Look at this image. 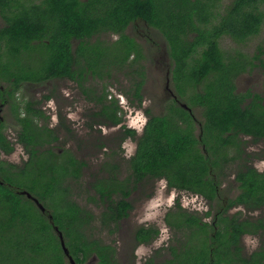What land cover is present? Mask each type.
Returning a JSON list of instances; mask_svg holds the SVG:
<instances>
[{
  "label": "trees",
  "instance_id": "1",
  "mask_svg": "<svg viewBox=\"0 0 264 264\" xmlns=\"http://www.w3.org/2000/svg\"><path fill=\"white\" fill-rule=\"evenodd\" d=\"M211 1L41 0L26 5L20 0H0L4 21L0 28V42L4 45L2 50L0 44V81L19 88L23 82L72 80L77 76L78 80L73 81L98 108L92 113L93 121L116 125L122 120L117 102L107 101L105 85L100 96L92 90L91 98L87 93L91 88L85 86V81L89 74L101 80L110 79L113 69L124 67L128 53L125 62L101 64L102 70L108 67L103 72L97 69L99 64L90 55V40L93 35L108 31L122 35L126 25L135 19L145 20L158 28L171 45L176 61V89L183 92L180 96L189 109L200 108L201 118L194 120L191 112L180 108L169 110V106L163 115H152L145 110L147 121L141 135L137 137L135 130L125 128L124 137L136 140L134 155L127 161L129 176L135 183L164 179L169 189L217 200L212 177L207 176L208 165L216 172L211 158L219 152L213 147L220 149L232 144L228 133L248 135L254 140L264 137V97L237 93L234 84L235 77L245 70L247 56L237 54L238 61L226 56L219 41L227 37L242 44L257 35L264 22L258 4L264 0H231L224 8L220 6L219 12L214 4H209ZM122 39L126 46L132 43L126 36L122 35ZM72 40L77 42L75 50ZM113 53L111 50V60ZM22 58L24 64H20ZM80 58L84 59V66ZM75 62L78 70H72ZM126 70L132 91L126 92L127 97L131 104L137 102L140 107L144 71L133 69L132 65ZM245 98L251 101L243 105ZM23 109L25 116L17 114L20 129L16 144L29 155L28 161L21 167L7 164L10 171L0 162V264H67L48 215L62 233L76 264H88L93 255L97 258L96 264H109L107 257L114 249L91 236L90 224L98 219L110 233L115 230L111 223L117 227L121 201L111 195L119 192L118 166L106 162L107 176L96 175L94 182L88 183L95 192L89 200L102 204L96 218L72 198L71 183L81 178L86 163L76 159L70 150L59 153L53 149L52 143L58 139L57 129L47 127V117L38 106L28 101ZM63 120L60 116L59 125L69 132ZM177 121L184 123L185 128ZM194 121L203 122L201 142L194 134ZM211 137L213 143L209 145L207 139ZM0 141L6 154L14 150L1 136ZM200 144L205 145L206 154L200 150ZM236 181L238 194L229 199V204L264 214V171L246 167L245 171L239 170ZM21 190L29 192L40 203H47L48 207L43 204L45 213L31 200L17 194ZM175 216L171 218L169 214V225L180 233L188 230L189 235L185 240L176 239L169 248V259L158 264H264V250L247 256L241 254L239 247L240 235L257 234L264 227V216L253 221L220 215L215 232H209V225L200 224L196 217L182 213ZM145 233L140 229L136 239L141 243L148 241Z\"/></svg>",
  "mask_w": 264,
  "mask_h": 264
},
{
  "label": "flooded vegetation",
  "instance_id": "2",
  "mask_svg": "<svg viewBox=\"0 0 264 264\" xmlns=\"http://www.w3.org/2000/svg\"><path fill=\"white\" fill-rule=\"evenodd\" d=\"M25 1L28 4H32L28 0H20V3H25ZM221 1L222 0H213L209 2V4L210 5L214 4L213 5L214 9L218 10L219 12V9L224 8L227 5L226 4L223 6ZM230 1L231 0H229V2ZM220 6L221 8H219ZM258 8L264 15V3H259ZM3 26H4V21L2 22V26H0V28H2ZM167 31H169V29ZM261 32H264V22L259 33ZM122 35L126 36L128 39L132 41V43H130L129 46H126L125 41L122 39ZM122 35L120 33L108 31V32L98 33L92 36L90 40L92 46H90L89 52L91 57L98 62L97 63L99 64V66L97 67L98 70H102L101 64H106L109 63L110 61L125 62L127 53L128 56H127V61L124 64V67H122V69L112 70L111 73L112 75L110 79L104 78V80H101L98 77L93 78L90 74L87 75L85 86L91 88V91L87 92L89 93L90 97L92 98V95L94 93H97L96 96H100L102 94V87H103L102 84L97 87L90 85L89 83L90 80L94 79L98 82H103L105 80L114 81L116 74H122L120 73V71L122 70L126 71V67L132 65L133 69L144 71L145 82L141 88V92H140L141 94L145 89L144 86L145 83L148 80H151L153 81V84L159 86L158 90H160V92L166 97L164 101L166 102L168 100L166 103H169L168 105L169 110L172 108H180L182 110H187L182 106L185 103V101L183 100L182 96H180V94H183V92L180 93L176 89V82H175L176 61L173 56V52H172L173 50L169 42L166 41V39L164 38L161 31L158 28L149 25L145 20L135 19L133 22L126 25V27L122 32ZM255 36H252L250 38H253ZM71 42L73 45L72 49L75 50V47L77 46V42L75 40H72ZM0 44H2L1 48L3 50L4 45L2 42H0ZM111 50L114 52L112 56L113 58L112 60L110 59ZM256 53L258 56L252 55L247 57V60L245 62L246 65L245 70L235 77L234 84L237 93L243 95L250 93L251 96L258 95L260 97H264V49L258 48ZM232 57H234L236 61L239 60L236 57V55H233ZM80 60H81V65L84 66V59L80 58ZM240 60L243 61L242 59ZM21 62L22 63L20 64H24L25 60H23L22 58ZM78 67H79L78 64H76L75 62L72 70H78ZM107 68L102 71L106 72ZM257 70H258L257 73L260 75V79H261L259 83L260 89L258 91H254L249 88L245 90H241L237 82L239 76L243 74L250 75L256 73ZM122 76H124V74H122ZM136 79H138V76H136ZM73 80H78L77 76L75 77V79L72 80L68 78H55L45 82L54 81L55 83L56 82L59 83L60 81H64V82L72 83L76 88L79 89V95L83 97L87 103H91L92 108L95 107V110L92 111V113H94L96 110H98V108L94 105L92 101H88L86 99V96L82 93L79 84ZM161 81L164 82L162 86L159 85ZM181 81L184 83L183 79H181ZM45 82L43 83L23 82L19 85V88H13L10 82H6L5 80L0 81V136L4 139V141L9 142L14 147V150L19 146L16 144L17 134H15L14 137H11L10 134L8 132H5L4 129L6 125L9 124L11 127L16 129V133H17V131L20 129V125L17 120V114L20 113V117L25 116V111L23 109L25 102L29 101L35 106H38L43 111L44 115L47 117L48 128L51 129L57 128L58 139L56 142H58V140L60 139L59 133L62 132V130L65 131V128L59 125L60 116L65 119L63 113L62 114L56 113V117H58V121H56L57 122V127H56V125H53V117H51L52 115L49 112L50 107L49 106L45 107V105L42 103V101H47L51 99L52 98L51 95H49L50 96L49 99H45L44 97L47 96L45 95L40 100H36L34 97L29 100L22 96L25 90L28 89L27 87L39 86L44 84ZM130 87L131 86L128 85L126 86V90H123V92L126 94L125 96H127L126 92L132 93ZM182 88L183 87H181V89ZM92 90H93V94H92ZM149 93L151 95H154L158 92L155 88H150ZM34 94H36V92ZM20 97H23V101L20 100ZM112 100H115L117 102L121 110H123L124 107L126 106V100L124 99V96L122 94H118V96H115L113 92H111L110 94L108 93L107 101L110 102ZM142 100H143V94H142ZM250 101L251 98H245L243 105L249 103ZM166 103H164L163 105L164 107L162 108L163 113L159 115H163L164 112L166 111L165 110ZM133 105L137 106V102H135ZM145 110L147 109H144V113ZM187 112L189 113L191 112L193 119L196 120L197 117L193 113V109H190V111L187 110ZM92 113L90 114L92 123H86L85 121H82V117H79L78 120L74 121V124H72V126L71 124L70 126H68L69 129L68 133L71 135L70 142L74 146L72 152L73 156L74 153L78 151L79 144L82 145H87L88 143L91 144V138L93 137L90 138L89 133H93L94 135H96L95 138L97 140L100 141L105 140V143L101 141L102 144H104V147L101 150L103 151L102 154H106V157L105 159H102L99 165L96 166V171L92 173L91 182H94V176L96 175L104 174L105 176H107L106 171L104 170V164L106 162L118 166L117 174L119 181L118 183L119 192L117 194H112L111 197L113 199L116 200L119 199L121 201V211H120L121 216L117 222L116 228L115 225L111 223V228L115 229L114 232L110 233L109 229L107 228L106 229L109 234H114L116 231H118V233L121 236L123 235L127 237L128 241H130V244L128 245V247L122 244L121 248H116L112 243L103 242L104 245L110 246L111 248L114 249L113 254L111 253L108 255L107 263L158 264L165 262L166 259H169L170 256L169 248L170 246L174 245V243L169 245V238L167 239L168 241L166 242V245L162 249L163 252L161 257L159 258L157 257L158 252L154 248L156 242L162 236V231H161L162 228H166L167 231L176 234L180 233L177 232V229L169 225V214L171 215V218H176L175 215L178 213L186 214L187 216L196 217L197 219H199L200 224L206 223L209 225L208 227L209 232L210 231L215 232L218 229L217 223L220 215L222 216L228 215L230 217L237 216L240 217V219L248 218L249 220H253V221L259 219L261 216L262 217L264 216V214H262L259 211H255L258 212V215H254L255 212H248L241 205L229 204V199L234 198L238 194L239 183L236 181V175L238 174L239 170L245 171L246 167H250L255 169L257 172L264 171V169L260 170L258 165L259 164L258 162H263L264 160V146L261 147L259 145V144L264 145V137L254 140L253 137L248 135L238 134L237 136H234L233 133H228L229 135L232 136L231 137V140H233L232 144H228L220 149L213 147L215 152L217 150L219 152L218 154L215 155V157L211 158V161L215 163L216 172H213L212 171L213 169L209 165L207 171V176L212 177V184H214L215 187L214 191L216 193L217 200L214 199L210 201L201 197L200 195H196V196H200L204 200L200 208H198V206H196L195 204L193 205L190 204L186 206L181 204L179 201H176L173 203L171 208H168L165 211L162 218V225H158L155 222L154 223L149 222L141 218V215L143 213L142 211L143 207L141 205L147 201L149 195L148 188L154 191L157 182H161L164 183V186L167 190H175V189H169L167 186V182L164 179H159V180L150 179L149 181H144L143 183H139V182L135 183V181L132 178H130L129 176L130 171H128L127 168V161L134 155L136 149V140L132 139L131 137L128 138L124 137L125 128L135 130L137 134L136 136L138 137L139 135H141L143 131L144 125L147 121V116L143 124L140 125L138 129L134 127L135 125H127L126 123H123L122 120L120 123L116 125H112L108 123L107 120H106L107 123H99L98 119L95 122L93 121L94 119L92 117ZM118 115L122 119L123 113L120 112L118 113ZM39 124L40 125L43 124V121L41 119L39 120ZM177 124L180 125L181 128H185V124L182 123L181 121H177ZM194 128H195L194 134L197 137V139L201 142L200 136L204 135L203 122L194 121ZM102 131H105V133H102ZM207 140L209 141V145L213 143L212 137L208 138ZM126 141H129L130 143L134 142L135 149L132 153L127 152L125 147H123ZM2 142L0 141V144ZM56 142H53L52 145H55ZM199 148L203 154H206L204 144H200ZM8 156L9 154H6L0 147V162H4L5 164L3 165V168H7L9 170L7 164H12V165L15 164L13 162L8 161L7 158ZM28 158L29 155L27 154V159L25 160V162L28 161ZM78 160L82 161V159H78ZM83 161L86 163V166L82 168L81 171L82 173L85 170V168H87V162L84 159ZM121 169L124 170L122 171V174L119 173ZM0 180H1V176H0ZM152 182H154L153 183L154 186L152 185ZM106 184L109 186L110 182L107 181ZM144 190H147V192L143 194L142 201H139L138 197L139 195L142 194ZM91 191L93 195H95V192L92 188ZM221 192L225 193L224 197L222 198H221ZM140 229H143L144 232H146L144 235H146L149 238L148 241H144L141 243L136 239V233ZM182 233H183L182 239L185 240L187 238V235H189V231L183 230ZM209 234L213 236L212 232ZM245 238L255 240L257 242L256 246L250 247L249 245H247L246 247L245 244L243 243ZM141 247H143V250L141 249ZM148 247L151 248V250L148 251V254L145 255L144 248H148ZM239 247L241 248V254L247 256L253 254L254 252H259L260 250H264V227L260 228L257 231V234L246 233L240 235ZM92 258L96 264L97 258L95 257V255H93ZM88 264H90V262H88Z\"/></svg>",
  "mask_w": 264,
  "mask_h": 264
},
{
  "label": "rangeland",
  "instance_id": "3",
  "mask_svg": "<svg viewBox=\"0 0 264 264\" xmlns=\"http://www.w3.org/2000/svg\"><path fill=\"white\" fill-rule=\"evenodd\" d=\"M30 3H37L40 0H28ZM26 4H28L25 1ZM222 5H226L229 3V0H222ZM3 19L0 15V26H2ZM219 45L224 52L226 56H233L237 54H243L245 56H252L257 55L258 48L264 49V32L259 33L257 36L248 39L242 44H237L233 41H231L229 38H221L219 41ZM260 55V54H259ZM258 56V55H257ZM128 70L120 71V73L124 74H116L115 80H108L103 82H98L96 80H90V85H93L94 87L105 85L107 92L110 94L111 92L114 93L115 96H118V94H122L124 96V99L126 100V106L122 110L123 117L122 121L123 123H126L127 125H135V128L140 127V125L143 124L146 115L144 113V109L150 110V113L152 115H159L163 113L162 108L164 107V99L166 98L159 89V86H156L153 84V81L148 80L145 83V89L143 90V100L141 107H137L136 105L131 104L129 101V98L125 96L126 94L123 92V90H126V86L130 85V77L127 76L126 72ZM247 75L243 74L240 75L237 79L238 86L241 90H245L247 88L252 89L254 91H258L259 83L261 81L260 75L257 73ZM151 75V74H150ZM148 83V84H147ZM164 82H160L159 85H163ZM28 89L25 90L24 94L22 95L26 99H32L33 97L36 100H40L45 95H51L52 98L47 101H42V103L45 105V107H50L49 112L51 113V117H53V125H56L58 117H56V113H63V116L65 117L64 124L67 126H72L74 124V121L78 120L79 117H82V121H85L86 123H92L91 120V113L95 110V107H91V103H87L83 97L79 95V89L76 88L72 83L70 82H64L60 81L59 83H55L54 81L45 82L42 85L39 86H29ZM150 88H155L158 93L151 95L149 93ZM36 92V94H34ZM23 97H20V100L23 101ZM169 105V103H166V107ZM48 109V108H47ZM193 113L197 118L200 117V108L195 107L192 108ZM166 112V111H165ZM164 112V113H165ZM55 115V116H54ZM67 117V118H66ZM60 123V121H59ZM83 123V122H82ZM57 129V128H56ZM5 132H8L11 137H14L16 134V129L11 127L9 124L5 127ZM102 133H105V131H102ZM71 135L62 130V132L59 133V140L58 142L53 145V149L55 151L62 150H70L71 153L73 152L74 146L70 142ZM89 137L91 138V144L87 145H78V151L74 153V156L78 159H83L87 162V168L82 173L81 178L78 181H73L71 183V190H72V198L74 201L77 202L78 205L81 207H84L88 209L90 212H92L96 218L99 216V213L102 211V204L100 202H92L89 200V196H93V193L91 189L88 187V183L92 180V173L96 171V166L99 165L102 161V159H105L106 154H102L103 151L101 150L104 147L105 140H97L93 133H89ZM102 137V136H101ZM261 147H263V144H259ZM125 147L127 152L132 153L135 149L134 142L126 141L123 145ZM106 149V148H105ZM9 162H13L15 165L23 166L25 163V160L27 159L26 152L21 148L17 147L12 153L9 154L7 157ZM123 162V161H122ZM259 169H264V160L263 162H258ZM124 168V167H122ZM123 169L119 171L120 174H122ZM154 182H152L153 185ZM154 186V185H153ZM149 195L147 198V201L142 204V215L141 218L149 221V222H155L158 225H162V218L165 213V211L168 208H171L174 202L179 201L183 205H193L195 204L198 206V208L201 207L203 204V198L200 196L192 195L185 192H179L176 190H167L164 186V183L157 182L156 187L153 190H150L148 188ZM147 190H144L141 195H139L138 200L142 201V196L145 194ZM225 193L221 192V198L224 197ZM228 195V194H227ZM44 204L45 207H48V204L45 202L41 203ZM48 211H51L50 209H47ZM254 215H258V212H255ZM91 228V236L96 239H100L102 242H109L112 243L116 248H121L122 244L124 246H127L130 244V241H128L127 237L121 236L118 231H116L114 234H109L107 229L105 227H102L98 221V219L92 221L90 224ZM162 236L158 239L156 242L154 248L157 250L158 255L157 257L162 256V249L166 245L167 239L169 238V245L174 243L175 239L182 238L183 233H173L170 231H167L166 228H162ZM245 246L249 245L250 247L256 246V241L252 239L245 238L244 242ZM143 250V247H141ZM151 248H144V254H148V251H150ZM87 262H90V264H95V261L93 258H89ZM131 264V263H130Z\"/></svg>",
  "mask_w": 264,
  "mask_h": 264
},
{
  "label": "water",
  "instance_id": "4",
  "mask_svg": "<svg viewBox=\"0 0 264 264\" xmlns=\"http://www.w3.org/2000/svg\"><path fill=\"white\" fill-rule=\"evenodd\" d=\"M182 106H183V108L190 111V109L185 104H183ZM17 194L25 196L27 199L31 200L41 213H43V214L45 213L44 206L35 197H33L29 192H27L25 190H21V191H17ZM47 218H48L49 223L52 226L54 233L56 234V236L58 238L62 253L66 259L67 264H76L74 259L70 255L68 248L65 245V241H64L62 233L58 230L57 227L54 226V224L52 222V217L50 215H48Z\"/></svg>",
  "mask_w": 264,
  "mask_h": 264
}]
</instances>
